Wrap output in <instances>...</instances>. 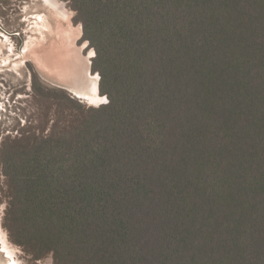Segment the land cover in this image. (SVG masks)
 Instances as JSON below:
<instances>
[{
  "label": "trees",
  "instance_id": "1",
  "mask_svg": "<svg viewBox=\"0 0 264 264\" xmlns=\"http://www.w3.org/2000/svg\"><path fill=\"white\" fill-rule=\"evenodd\" d=\"M64 1L107 101L33 86L55 105L1 141L9 240L53 264H264V0Z\"/></svg>",
  "mask_w": 264,
  "mask_h": 264
},
{
  "label": "rangeland",
  "instance_id": "2",
  "mask_svg": "<svg viewBox=\"0 0 264 264\" xmlns=\"http://www.w3.org/2000/svg\"><path fill=\"white\" fill-rule=\"evenodd\" d=\"M60 1L71 12L69 21L42 0H0V146L6 136L19 137L28 124L31 130L38 133L42 123L46 122V117L40 112L44 104L50 103L53 109L55 100L48 98L43 102L33 101L30 96L34 85L59 88L74 97L68 91L70 88L66 85L67 81L61 77L62 67L65 64L81 65L80 55L89 57L93 48L82 37L81 23L74 21L75 12L67 1ZM78 26L80 33L75 37L73 28ZM83 43L79 55L77 48L83 46ZM51 58L54 59L51 61ZM92 58L89 57L90 61ZM90 73L97 72L91 70ZM78 100L91 107L107 101L91 104L82 98ZM48 117V122H51L53 115ZM6 204L5 180L0 164V236L5 235L12 252L9 255L5 251L0 239V264H13V261L16 264H53L50 256L34 259L9 240L3 225Z\"/></svg>",
  "mask_w": 264,
  "mask_h": 264
},
{
  "label": "bare ground",
  "instance_id": "3",
  "mask_svg": "<svg viewBox=\"0 0 264 264\" xmlns=\"http://www.w3.org/2000/svg\"><path fill=\"white\" fill-rule=\"evenodd\" d=\"M42 1L46 5H48L51 9H53L58 15L63 17V19L65 18L68 21L70 20L71 12L65 7L63 1H60V0H42ZM79 28H80L79 26L73 28V34L75 37H77L80 33ZM83 47H84V43H83V46L77 48V52L79 55H80L79 52L81 49H83ZM90 53H91L90 56L93 57V51H91ZM80 57L82 59V60L79 59L81 61V65L74 64L75 66L73 65L68 66L65 64V67H62L63 70H62L61 77L65 81H67L66 85L68 84L67 86H69L71 93L73 92L75 95L81 97L82 99H84L85 101L91 104H97V103L100 104L102 103V101L106 100V98L104 95H101L98 92V88H97L98 75L96 73L95 74L90 73L91 72L90 71L91 61L89 57L88 56L83 57L81 55ZM53 59L51 58V61ZM53 62H56V61H53ZM0 239H1V243L5 251L9 255H12L11 250L8 248L5 235L0 236ZM12 263L16 264L15 261H13Z\"/></svg>",
  "mask_w": 264,
  "mask_h": 264
},
{
  "label": "water",
  "instance_id": "4",
  "mask_svg": "<svg viewBox=\"0 0 264 264\" xmlns=\"http://www.w3.org/2000/svg\"><path fill=\"white\" fill-rule=\"evenodd\" d=\"M86 43H88L87 41H86ZM93 51V56H94V50H92ZM91 64V63H90ZM90 71H91V68H90ZM97 75H98V84H99V78H100V76H99V74L98 73H96ZM97 88H98V85H97ZM69 92H70V90H68ZM98 92H99V89H98ZM71 93V92H70ZM74 97H76V98H78V99H80L81 100V97H79V96H77V95H75L73 92L71 93ZM105 96V98H106V100H107V97H106V95H104Z\"/></svg>",
  "mask_w": 264,
  "mask_h": 264
}]
</instances>
